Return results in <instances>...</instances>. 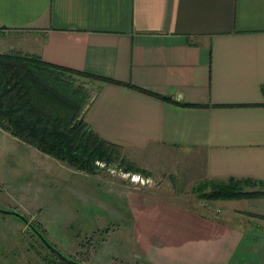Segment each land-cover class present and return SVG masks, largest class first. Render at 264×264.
<instances>
[{"label":"crops","instance_id":"1","mask_svg":"<svg viewBox=\"0 0 264 264\" xmlns=\"http://www.w3.org/2000/svg\"><path fill=\"white\" fill-rule=\"evenodd\" d=\"M16 49L91 74L85 119L108 141L187 151L202 177L264 181V0H0V52ZM123 197L135 256L239 257L242 223L133 189ZM252 200L247 214L264 220V196Z\"/></svg>","mask_w":264,"mask_h":264},{"label":"rangeland","instance_id":"2","mask_svg":"<svg viewBox=\"0 0 264 264\" xmlns=\"http://www.w3.org/2000/svg\"><path fill=\"white\" fill-rule=\"evenodd\" d=\"M67 73L73 85L88 94L78 116L85 119L95 80ZM173 151L176 159L166 149L141 152L122 147L117 158L96 160L97 171L86 176L0 127V208L22 212L48 241L85 264H153L130 249L131 211L125 207L123 192L133 189L149 198L242 223L245 237L232 264H264V220L254 223L247 214L252 197L201 196L194 189L208 177H202L199 163L187 151ZM125 158L148 172L126 170ZM0 264L64 263L20 217L0 211Z\"/></svg>","mask_w":264,"mask_h":264},{"label":"trees","instance_id":"3","mask_svg":"<svg viewBox=\"0 0 264 264\" xmlns=\"http://www.w3.org/2000/svg\"><path fill=\"white\" fill-rule=\"evenodd\" d=\"M67 72L78 71L51 65L36 53L18 49L0 52V127L75 168L93 173L98 169L96 160L117 158L122 146L102 137L86 119L78 118L89 97L73 85ZM261 90L264 94V84ZM124 163L126 170L148 172L126 158ZM197 185L194 190L206 198L264 196V181L250 177H208ZM254 185L256 189H248Z\"/></svg>","mask_w":264,"mask_h":264},{"label":"water","instance_id":"4","mask_svg":"<svg viewBox=\"0 0 264 264\" xmlns=\"http://www.w3.org/2000/svg\"><path fill=\"white\" fill-rule=\"evenodd\" d=\"M1 212L4 213H11L14 214L18 217H20L24 223L38 236V238L46 245V247L51 250L53 253H55L58 257L61 259L67 261L70 264H85L84 262L77 260L73 257L68 256L65 254L63 251L58 249L54 244H52L48 239L45 237V235L42 233V231L36 227L34 224L30 222V220L27 218L26 215H24L22 212L15 210V209H5V208H0Z\"/></svg>","mask_w":264,"mask_h":264},{"label":"flooded vegetation","instance_id":"5","mask_svg":"<svg viewBox=\"0 0 264 264\" xmlns=\"http://www.w3.org/2000/svg\"><path fill=\"white\" fill-rule=\"evenodd\" d=\"M51 251V250H50ZM75 259H77V258H75ZM77 260H79V259H77ZM80 261H82V260H80ZM83 262V261H82Z\"/></svg>","mask_w":264,"mask_h":264},{"label":"built area","instance_id":"6","mask_svg":"<svg viewBox=\"0 0 264 264\" xmlns=\"http://www.w3.org/2000/svg\"><path fill=\"white\" fill-rule=\"evenodd\" d=\"M133 179L137 180L136 178H133Z\"/></svg>","mask_w":264,"mask_h":264}]
</instances>
